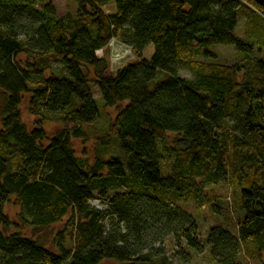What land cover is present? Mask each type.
<instances>
[{"label": "trees", "instance_id": "trees-1", "mask_svg": "<svg viewBox=\"0 0 264 264\" xmlns=\"http://www.w3.org/2000/svg\"><path fill=\"white\" fill-rule=\"evenodd\" d=\"M75 2L77 13L62 17L52 0H0V264H172L153 246L167 237L178 254L206 244L219 264H263L264 3ZM113 39L136 57L114 72ZM215 45L235 46L237 59L220 61ZM94 88L103 109L120 110L90 161L74 139H90L104 118ZM24 96L39 118L33 129ZM47 120L63 126L49 135ZM222 181L239 196L234 221L205 187ZM11 200L17 221L5 210ZM190 200L226 218L205 243L181 206ZM61 223L49 247L40 233Z\"/></svg>", "mask_w": 264, "mask_h": 264}, {"label": "rangeland", "instance_id": "rangeland-1", "mask_svg": "<svg viewBox=\"0 0 264 264\" xmlns=\"http://www.w3.org/2000/svg\"><path fill=\"white\" fill-rule=\"evenodd\" d=\"M54 3L55 9H57L58 16H74L77 13L76 9V2L75 0H52ZM105 10L111 12L113 11L114 7H112L111 3L105 4L103 6ZM246 23L245 19L241 18L239 20V25L237 26V33L241 34L243 36L246 35ZM113 39L108 47L109 53L107 54V57H109L111 63H110V70L111 71H117L120 67L123 65L129 63L130 61H133L135 57L133 49H131L130 46L125 45L124 43L117 41V46L119 47L121 51H123V55L120 57H114L113 56V49H114V41ZM125 49H128L125 51ZM216 52L218 53L219 59L222 62H234L237 59V52L235 49V46L233 45H215ZM154 52L153 45H150L145 48L144 56L149 59L151 55ZM99 56L104 55V51L102 49H97L96 52ZM22 55V54H21ZM262 55H264V50ZM21 57H25V55H22ZM60 65L58 63H55V67H59ZM182 75L191 77L190 71L187 69L186 66L181 68ZM51 72V71H50ZM93 94L98 99V105H100L101 109L103 110L104 118H101L100 121L95 123V129L93 130V133L90 136V139L86 138H75L74 139V145L75 149H77L79 156H84L90 161H94L96 157L97 151H99V140H100V132L101 130L106 129V120L110 117L114 118L116 114L119 112L120 108L119 106H110V107H104L102 108V102L103 99L101 97V94L99 93V89L94 88ZM25 99L23 100V104L21 105L22 108V119L26 121L29 129H33L39 122V118L36 115H33L31 113L30 108L28 107V97L24 96ZM101 97V99H100ZM4 91L0 89V126H1V108L4 103ZM63 126L62 122L60 121H51L47 120L44 124V128L47 129L49 135H52L53 133L57 132L58 129H61ZM46 144V143H45ZM113 154H118L119 150L118 147H116L114 141H113ZM206 190L209 194V196H212L215 198V202H218L220 205V211H230L228 213L229 220H235L236 217L239 215V196H237L236 190L233 189V187L229 186L228 183L222 181L219 184L216 185H208L205 186ZM14 199V198H13ZM92 205H96L97 207L104 209L106 208L105 202H102L99 198H93L91 201ZM5 210L8 212L10 217H12L13 220H18V213L20 211V206L15 204L14 200H11L6 203ZM181 206L184 209H187L189 213H192L193 217L197 221V236L200 241H203L205 243V238L208 235L209 228L213 225L220 224L221 222L225 221L226 218L219 217V214L214 212L213 208H210V206L205 205L201 208H196L193 201L190 200V202H181ZM63 224H56L54 227H51L48 230H44L40 233V236L45 239L47 242V245L50 247L51 242L54 238L56 230L61 228ZM157 231V230H156ZM165 243V244H164ZM153 246L155 248H159L166 253L168 257V261L172 262V264H219L218 262L213 259L211 251L209 250V247L205 244L203 246V249L200 251H195L187 248L185 245L182 247L183 250L181 253L178 254V250L181 248L177 247L176 243L173 242L170 238H166L162 243L160 241L153 242ZM179 248V249H178ZM181 254V255H180ZM262 263L264 264V256L261 258ZM238 261H243L238 258ZM116 262L113 260H106L103 261L101 264H115ZM244 264H260L259 261H255L248 256L244 259Z\"/></svg>", "mask_w": 264, "mask_h": 264}, {"label": "bare ground", "instance_id": "bare-ground-1", "mask_svg": "<svg viewBox=\"0 0 264 264\" xmlns=\"http://www.w3.org/2000/svg\"><path fill=\"white\" fill-rule=\"evenodd\" d=\"M114 42V49H113V56L114 57H119V55H120V57L123 55V51H121L120 49H118L119 47L117 46V41L116 40H114L113 41ZM128 49H125V51H127ZM129 51V50H128Z\"/></svg>", "mask_w": 264, "mask_h": 264}, {"label": "water", "instance_id": "water-1", "mask_svg": "<svg viewBox=\"0 0 264 264\" xmlns=\"http://www.w3.org/2000/svg\"><path fill=\"white\" fill-rule=\"evenodd\" d=\"M259 1H261V2H263V3H264V0H259Z\"/></svg>", "mask_w": 264, "mask_h": 264}]
</instances>
